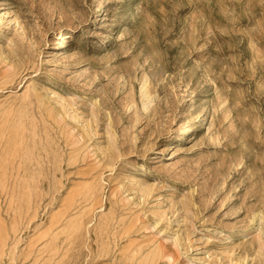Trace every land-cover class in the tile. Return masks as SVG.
Here are the masks:
<instances>
[{
  "label": "rangeland",
  "instance_id": "rangeland-1",
  "mask_svg": "<svg viewBox=\"0 0 264 264\" xmlns=\"http://www.w3.org/2000/svg\"><path fill=\"white\" fill-rule=\"evenodd\" d=\"M0 264H264V0H0Z\"/></svg>",
  "mask_w": 264,
  "mask_h": 264
},
{
  "label": "bare ground",
  "instance_id": "bare-ground-1",
  "mask_svg": "<svg viewBox=\"0 0 264 264\" xmlns=\"http://www.w3.org/2000/svg\"><path fill=\"white\" fill-rule=\"evenodd\" d=\"M94 19H96V22L94 23V24H99V22L100 23H103V20H102V15L101 14H99V15H97ZM113 32V31H112ZM110 35H109V37H108V40L110 39ZM146 95L147 97H149L150 96V93L147 91V87H146V85H141V95ZM143 105H145V103H143ZM207 109H206V111H205V114L203 115V116H205L204 117V119L203 120H199L197 123H194V124H192L191 126H190V128L188 129L189 130V132L190 133H196L197 131H199V130H201L203 127H202V123L205 121V120H208L209 119V116H207L206 114H207Z\"/></svg>",
  "mask_w": 264,
  "mask_h": 264
}]
</instances>
